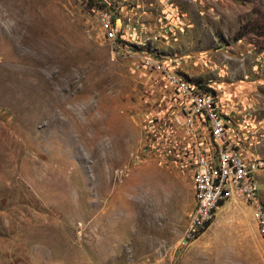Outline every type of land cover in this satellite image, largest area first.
I'll return each instance as SVG.
<instances>
[{"label": "rangeland", "instance_id": "rangeland-1", "mask_svg": "<svg viewBox=\"0 0 264 264\" xmlns=\"http://www.w3.org/2000/svg\"><path fill=\"white\" fill-rule=\"evenodd\" d=\"M144 55L214 91L264 207V0H0V264H264L241 198L181 243L203 134Z\"/></svg>", "mask_w": 264, "mask_h": 264}, {"label": "built area", "instance_id": "built-area-1", "mask_svg": "<svg viewBox=\"0 0 264 264\" xmlns=\"http://www.w3.org/2000/svg\"><path fill=\"white\" fill-rule=\"evenodd\" d=\"M99 20L105 38L112 47L117 46L120 18L111 9L102 8ZM140 63L162 76L173 88L187 131L195 138L203 134L199 149L188 162L192 172L193 207L181 243L185 245L196 239L214 220L217 207L230 198H241L253 206L258 230L264 235V207L259 200L256 179L262 163L245 157L237 149L215 93L206 83L169 70L159 57L144 55Z\"/></svg>", "mask_w": 264, "mask_h": 264}, {"label": "trees", "instance_id": "trees-1", "mask_svg": "<svg viewBox=\"0 0 264 264\" xmlns=\"http://www.w3.org/2000/svg\"><path fill=\"white\" fill-rule=\"evenodd\" d=\"M210 89V88H209ZM212 90V89H211ZM213 91V90H212ZM214 92V91H213Z\"/></svg>", "mask_w": 264, "mask_h": 264}]
</instances>
